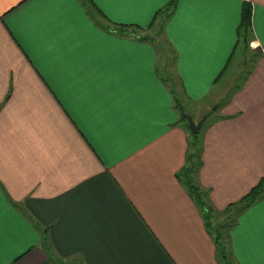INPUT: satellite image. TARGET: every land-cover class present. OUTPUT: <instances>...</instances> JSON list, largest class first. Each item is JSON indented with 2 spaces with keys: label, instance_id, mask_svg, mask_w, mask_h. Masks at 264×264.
I'll return each mask as SVG.
<instances>
[{
  "label": "crops",
  "instance_id": "0c3cea01",
  "mask_svg": "<svg viewBox=\"0 0 264 264\" xmlns=\"http://www.w3.org/2000/svg\"><path fill=\"white\" fill-rule=\"evenodd\" d=\"M173 1L174 59L117 32ZM181 111L210 113L191 178L211 223L232 214L234 264H264V193L231 213L264 187V0H0V264H222Z\"/></svg>",
  "mask_w": 264,
  "mask_h": 264
},
{
  "label": "trees",
  "instance_id": "16d2710c",
  "mask_svg": "<svg viewBox=\"0 0 264 264\" xmlns=\"http://www.w3.org/2000/svg\"><path fill=\"white\" fill-rule=\"evenodd\" d=\"M175 1L171 2V4L168 5L165 9L160 11L157 16L155 17V21L160 20L161 22L165 19V17H169V13L174 6ZM250 18H251V9L249 5H245L243 8V13H242V22L239 27V36L242 38H246L248 34L250 33ZM116 30L119 34L123 35H132L129 34L128 30L131 27H126V26H121L117 25ZM164 28V27H163ZM162 28V29H163ZM132 30L137 31V29L132 28ZM178 106V104H177ZM182 112V111H181ZM182 121L187 123V120L184 117V113L182 112ZM188 124V123H187ZM200 149L198 146V135H192L191 134V152L189 153L187 157V166L185 169L181 172L180 176L184 178V184L187 187L189 193L191 196L195 199L197 204L199 205L201 211L204 213V218L207 222V228H209L214 236H215V242L217 244V249L219 252V258L221 259L222 264H234L233 260L230 257V253L227 248V244L223 242L222 239V233L219 232V230L211 223V209L206 205L205 200H204V194L201 192V190L195 186L192 183V178L191 175L194 172V170L199 166V159H200ZM264 193V187L263 186H258L255 189L251 191L249 195H247L244 199V201L236 204L234 206V209L231 213H240L243 211L245 208L249 207L253 203H255L260 196ZM227 217H231L232 221H226V224L232 223L234 221L233 215L228 213ZM227 225V227H229ZM226 228V227H225ZM222 229V228H221ZM16 264V263H13Z\"/></svg>",
  "mask_w": 264,
  "mask_h": 264
},
{
  "label": "rangeland",
  "instance_id": "374dc122",
  "mask_svg": "<svg viewBox=\"0 0 264 264\" xmlns=\"http://www.w3.org/2000/svg\"><path fill=\"white\" fill-rule=\"evenodd\" d=\"M163 27H164V23L163 22H159L155 27H153L151 30H149L147 32L146 31L145 32L143 31V33H142V31H135V30H132V29H129L128 32H129V34H132L133 33V34H136V35H144V36H147V37H149V36L154 37L153 39H155V40H153V41L157 42V46H159L158 48L159 49L161 48L160 51H162V49L164 50V48H165L166 51H167L168 56L172 60V59H174V56L172 55V49L168 46V44H167V42L164 39V36L162 34V32H163V29L162 28ZM165 61H166V59H164V58H161L160 59V65H161V67H163L166 64ZM171 62H173V61H171ZM169 71L171 73V69L168 70V72ZM172 78L175 81L174 75H172ZM189 110L190 109H187V111H189ZM202 112L203 111H199V112L197 111L196 114H193V113H190V112H186V114H187V116L193 117V121L195 123H198L200 121V119L203 118L206 115V113H202ZM187 123H188V120H187ZM187 123L185 122V124H187ZM187 125L189 126V123ZM189 132H190V129H189ZM217 220H218L217 221L218 224H215V227L219 230L220 233H222V239L221 240H223V242L225 244H228V228H227V225H229V224H226L227 223L226 221H232V219H231V217L229 218V217L226 216L225 218H221V219L220 218H217Z\"/></svg>",
  "mask_w": 264,
  "mask_h": 264
},
{
  "label": "water",
  "instance_id": "95a60500",
  "mask_svg": "<svg viewBox=\"0 0 264 264\" xmlns=\"http://www.w3.org/2000/svg\"><path fill=\"white\" fill-rule=\"evenodd\" d=\"M209 115L210 113L206 114L198 123H195L190 116H184L188 120L191 134L198 135L200 133L201 128L208 119Z\"/></svg>",
  "mask_w": 264,
  "mask_h": 264
}]
</instances>
